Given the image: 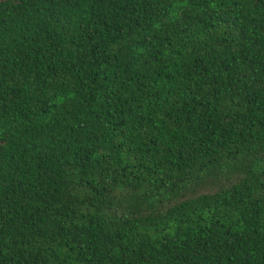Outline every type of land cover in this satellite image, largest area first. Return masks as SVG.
I'll return each mask as SVG.
<instances>
[{"label": "trees", "instance_id": "1", "mask_svg": "<svg viewBox=\"0 0 264 264\" xmlns=\"http://www.w3.org/2000/svg\"><path fill=\"white\" fill-rule=\"evenodd\" d=\"M0 264H264V0H0Z\"/></svg>", "mask_w": 264, "mask_h": 264}]
</instances>
